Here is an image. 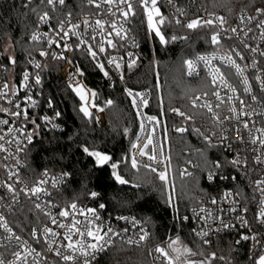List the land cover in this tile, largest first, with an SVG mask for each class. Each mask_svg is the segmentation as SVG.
Returning a JSON list of instances; mask_svg holds the SVG:
<instances>
[{"label": "trees", "instance_id": "16d2710c", "mask_svg": "<svg viewBox=\"0 0 264 264\" xmlns=\"http://www.w3.org/2000/svg\"><path fill=\"white\" fill-rule=\"evenodd\" d=\"M262 7L264 0H196L190 7V13L194 15L207 10L234 21L239 12L252 13ZM89 11L91 9L81 0H66L65 5L55 7L44 0H32L30 4L28 0H1L0 61L6 62L11 75L19 82L45 47L31 40L39 16L47 12L54 25L58 26L69 13L79 15ZM133 11L136 15L130 16V28L141 43L142 52L131 67L126 65L122 68V81L117 80L113 89L105 82L106 70H99L82 50L74 48L72 51L73 65L83 70L85 84L96 91L94 104L99 106L112 101L108 106V123L104 110L91 108L92 119L101 127L107 124L105 128L92 125L80 111L82 100L60 74L64 64V58H58L63 57L61 52L55 56L52 54L40 70L41 84L37 85L35 95L41 107L51 105L59 109L61 129L48 128L38 116L35 118V124H31L32 142L25 156L26 178L33 182L43 171L51 174L66 172L69 179L56 192V200L63 206L76 203L90 207L104 203L111 214L130 213L137 216L149 227L154 244L167 245L179 237L180 244L191 248L197 253L195 256L202 260L211 259V253H216L211 264H254L261 250L253 248L249 242L237 243V236L224 234L205 244L192 236L189 222L183 219L200 195H217L225 189H233L244 200H255L250 178L240 175L235 182L229 178L209 183L204 176L205 172L216 168V164L227 173L234 171V167L228 153L209 145L199 130L202 121L206 124L210 122L202 109L191 106V100L199 93L210 92L212 87L204 71L198 78L188 77L185 62L199 54L219 51L222 42H211L212 35L216 33L211 26L188 29L176 24L162 7L165 18L158 27L168 40L167 44H162L148 28V17L142 3L138 2ZM173 36L175 40L171 39ZM8 48H11L10 54L7 53ZM12 58H15V64L11 63ZM85 84L77 83L75 88L82 85L87 95L85 102H90L93 91ZM125 87L134 92L146 90L150 93L146 112L159 122L174 176V182L169 187L150 169L138 167L137 170L131 166L130 148L140 128V119ZM174 108L194 117V122L184 124L172 111ZM177 125H185L186 131H175ZM84 148L107 154L112 160L99 167L95 157L89 156ZM188 160L197 165L196 173L192 177H182L180 168ZM113 162L119 165L117 171L128 181L127 184L116 181L112 174ZM92 192L98 195L92 197ZM169 195L172 196L171 203ZM250 214L254 216V202L250 206ZM41 219L36 207L29 202H24L10 216L12 227L26 236ZM92 264L155 263L147 248L114 242Z\"/></svg>", "mask_w": 264, "mask_h": 264}, {"label": "built area", "instance_id": "2783aa9c", "mask_svg": "<svg viewBox=\"0 0 264 264\" xmlns=\"http://www.w3.org/2000/svg\"><path fill=\"white\" fill-rule=\"evenodd\" d=\"M44 1L47 2V0ZM195 1L196 0H184V2L182 0H157V7L160 9L164 18L165 15L162 11V7L167 10L175 23L179 20L180 23L178 25L184 27H186V24L192 19L198 17L215 20V16H222L207 10H201L194 15L191 14L190 7L194 5ZM81 2L89 7L91 11L79 15L71 14L70 17L68 15L62 20L64 22L65 31L71 29L67 37H64L63 32H60L59 25H54L52 18L47 23L39 19L37 29L33 33L39 34L41 38L39 41L34 42L43 44L45 47L42 51L48 52V55L46 57L40 55L37 59H34L31 62L30 69L25 71L29 73L28 87H24L25 81L23 75L20 81L16 82L11 72L8 70L6 62L0 61V93H6V95H0V108L9 109L8 112H0V120L9 121L6 125L0 124V136L4 137V140H0V144L6 149V151H0V216L7 221L12 232L21 238L20 242H17L14 238L11 240L7 239L11 233L6 232L3 227H0V245H4L0 247V258L5 261V264L15 259L13 252L22 251L25 246L34 248L36 253H40L39 256L33 253L35 260H33V256L28 257L27 264H37V262L38 264H63L64 262H70L64 261L62 257L57 256L55 253V249L59 248L62 253L70 254L66 248L60 247L61 244H67V241L63 239V235L67 229L59 228L58 224H69L73 216L75 219L82 222L85 220L83 216L77 213H73L72 216L68 218L59 215L61 211L68 207L61 205L56 200V192H58L69 179V175L66 172L51 174L47 171H43L33 182H30L26 178L25 156L30 144L27 136L31 134L33 137V130L31 127L32 121L38 116L48 128L53 130L61 129L59 123V109L49 105L46 107L40 106L38 98L35 95L37 87L35 77L37 75L40 76V70L46 65L53 53L57 54L61 52L64 58V64L60 70L62 78L68 81L73 90L77 83L83 82L85 84L83 70L80 67H75L71 60L72 51L76 48L82 50L99 70L101 69L98 65H104V70L108 72V76H105V82L110 89H113L117 80L122 81V68L126 65L129 66L132 60L136 62L142 52L141 43L130 28L131 14L127 18L123 16V11H127L126 3L121 4L119 0H115L111 5L108 3H101V0H95L94 3H89L88 0H81ZM138 2L141 3V0H131L133 8ZM97 4H100V7H97ZM56 6L61 5L57 3ZM210 13H214L215 15H210ZM241 15L245 17L252 16L254 19L251 22L245 20L241 23L239 19ZM257 15L256 10L252 13L249 11H241L234 21L226 17V23L223 25H220L219 21H216L211 27L215 29L216 33H219L220 42H222L220 50L199 54L187 59L193 60L196 65L191 75H189L188 66L185 62V71L188 77L198 78L201 72L204 71L212 87L210 92L199 93L191 100V106L194 107L192 101L196 100V106L194 108L202 109L210 122V124H206L202 121V124L199 126V130L203 133L204 140L211 146L224 149L229 155L230 162L237 158L242 161L239 165H233L234 171L230 173L220 170L216 164V168L205 172L204 176L206 181L214 183L216 180L222 181L230 178L235 182L240 175H243V177L250 178L252 181V190L255 195V200L246 201L233 189H225L217 195H200L186 216L188 217L186 221L190 224V233L192 236L201 242H204V240L212 241L216 236L232 234L237 236V240H240V242H249L253 248L262 251L264 250V225L259 222V212L260 209L264 207V192L260 191L261 188H264V185H258L257 181L264 180V147H261L259 140H257L256 144L251 143V138L261 136V133L258 132L257 129L264 128V90L261 89V81H264V55H261V52H264V38H261V31H264V29L259 26V21L264 20V16H260L259 19H256ZM154 18L159 19V17ZM98 19L105 22L103 29L96 25L95 21ZM85 20L88 21V24L84 23ZM113 23L121 30L122 36L126 33V38L122 39L115 34V30L111 27ZM72 25H78L79 27L72 29ZM232 28H236L237 32H231ZM249 29L251 30L249 31ZM73 32L79 33V35H74ZM44 33H48V36H44ZM109 33H111V35H109ZM245 33H247V35H245ZM93 37L95 38L93 39ZM49 38L55 39L58 43H54L49 47ZM109 40L113 42L115 47L108 43ZM81 41H86V43H81ZM89 45H91L92 50L96 52L95 59H93L88 52ZM101 46L105 51H100ZM252 49H256V51ZM129 53L133 55L130 57L128 55ZM199 56L208 57L210 62L206 63L205 61L198 60L197 58ZM225 57H231L232 60L244 69L243 76L237 75L235 67L232 66ZM241 57H243V59H241ZM112 58H116V61L120 63L121 67L119 69L116 68L115 64L108 63ZM36 63H39L41 67L36 68ZM213 69H219V71L224 74L228 83L236 89L235 93L229 88L221 86L219 78H217L215 84L212 83ZM244 77H247V84L244 83ZM257 77H260V79L258 80ZM5 84L8 85L7 88L4 87ZM246 87H250L251 91L245 92L244 89ZM88 88L96 93V91L90 87ZM125 90L128 94L129 89L125 87ZM217 91L220 93L221 99H217L214 94ZM132 92L133 94H143L149 101L150 93L148 91ZM28 96H31V101L27 99ZM252 96H255L256 100H253ZM129 97L131 100L133 99V97ZM197 97H199V99H197ZM230 97L231 99H229ZM236 97H239V99ZM239 100L245 102L244 106L240 105ZM9 101H11V103H9ZM32 101L36 102L35 106H32ZM84 103L85 101H82V105ZM206 103L212 106V112H209L206 107H201V105ZM16 104L20 105L19 109L15 107ZM105 104L107 107L109 106L108 103ZM217 105H219V107H217ZM233 106L236 107L237 113H240L242 108L243 112L251 113V115H239V118H237V113L230 111ZM24 109H27L28 112L27 119H25L23 115ZM135 109L137 113H139L140 128L131 144L130 160L135 157L138 161V167H144L143 165L147 163L155 167L158 172L164 171L167 165V185L169 187L173 184L174 176L170 158L163 143L160 126L159 123H157L158 119L156 118V121L152 122L148 121L147 118L153 116L146 112V106L141 104L139 97H137V106H135ZM15 111H21V116L16 117L11 115V113ZM180 111L184 112L182 110ZM57 113H59L58 116L56 115ZM174 114L176 113L174 112ZM185 114V116L176 115L184 124L194 122V117L187 119V116L190 115L187 113ZM44 117H48L50 122L45 121ZM141 121L144 123L143 131L141 130ZM245 122L248 123L247 129L243 126ZM94 125L99 128H105L107 126L106 124L101 127L96 120ZM181 127L186 128L185 125H177L174 127V130L176 131L177 128ZM10 128L13 129L12 132H9ZM153 129H155V132L152 131ZM149 137H151L153 143L144 150L151 155L152 149L155 146L157 159L161 161L160 163L149 161L147 156H141L139 154ZM223 137H227V139H223ZM241 137H243V140H241ZM9 141H11V143H9ZM134 144H139L140 147L133 148ZM161 145L163 146L162 154ZM257 157L260 158V162H257ZM196 169L197 165L191 160H188L186 164L181 166L180 174L182 177H192L195 175ZM10 171L15 173L11 178L9 177ZM45 173H47V175H45ZM210 174L213 177L212 179L208 178ZM40 180H44L46 183L39 185L38 182ZM9 184L12 185L15 190L14 192L8 190L7 185ZM37 186L42 187L45 191L33 194L30 189ZM225 193H231V196L226 197ZM213 200H215L216 203H212ZM24 202H29L34 207L39 204L40 207H36V209L42 218L38 224L31 227L28 236L19 234L12 227L10 222V216ZM253 202L254 216L252 217L250 214V206ZM101 204L104 205L103 208L99 207ZM77 208H83L85 210L88 208L96 209L100 217L96 223L104 225L105 231L107 227H111L114 233H119V235L109 233L112 243L105 244V250L97 253L92 262L99 259L114 242L147 248L155 264H168L167 259L155 251L157 246L165 247L173 258L177 255L172 249L167 247L169 243L167 245L152 243L149 227L133 214H111L104 203L90 207L77 205ZM233 208L235 211H230V209ZM245 208H247V212L243 211ZM201 209H203V211H201ZM49 213L56 218L57 224L52 223L48 215ZM209 213L211 214L210 216ZM119 217H127L128 219H119ZM204 217H208V219L205 220L203 219ZM218 217L223 219L224 224L235 225V227L224 228ZM241 217L248 221L247 226H242L241 220L239 219ZM89 218H91V214H89ZM44 227L52 228L53 231L60 234L57 237H51V235L48 234L49 239H54L56 241V243L52 245V251L48 250V244L44 240ZM79 227L81 230H84L85 224L81 223ZM125 229H127V231H124ZM217 229H219V231H217ZM34 230L37 233L39 242H37V238H34L32 235ZM143 231L149 233L147 240L140 241L139 244L128 243V240L139 241ZM197 232H207L208 235L201 237L196 235ZM254 234L257 236L256 241L251 239L244 241L241 239L242 235L252 236ZM77 239H79L78 236H73L74 241ZM85 239L89 243L94 242L89 237H85ZM257 241H259V243ZM175 247L183 249L182 244L176 245ZM79 259L80 258H78V260ZM186 261H195L198 264L202 259L191 255H181L179 259L176 260V264H186Z\"/></svg>", "mask_w": 264, "mask_h": 264}, {"label": "snow or ice", "instance_id": "6c2138e0", "mask_svg": "<svg viewBox=\"0 0 264 264\" xmlns=\"http://www.w3.org/2000/svg\"><path fill=\"white\" fill-rule=\"evenodd\" d=\"M31 2H32V0H28L29 4ZM88 2L89 3H94L95 0H88ZM114 2H115V0H101V3H108L110 5L113 4ZM57 3L59 5H65L66 0H47V4H49V5L53 6V7H55ZM119 3H121V4L126 3L127 4V11H123V16L125 18H127L130 14L132 16L136 15L135 11H133V5L131 3V0H119ZM141 3L143 5V7H144V10L147 13L149 30L154 32L155 35L157 37H159L160 42L162 44H167L168 40L165 38V36L162 34L160 28L158 27V25H162L164 23V17L162 16V14L160 12V9L157 7V0H141ZM96 6L100 7V4H97ZM25 7H27V4H25ZM32 10L35 11V9H32ZM178 11H179V9H178ZM256 12L258 14L256 19H259L260 16H264V8H257ZM68 15L70 17L71 13H69ZM210 15L214 16L215 14L214 13H210ZM154 17H159V19L156 20V19H154ZM39 19L41 21L47 23L51 19V17L49 16V14L47 12H44L42 15L39 16ZM239 19H240L241 23H243L245 20L251 22L254 19V17H252V16L245 17L244 15H241L239 17ZM216 21H219L220 25H223V24L226 23V19L223 16H215V20H213V19H203V18L198 17V18L192 19L190 22H188L186 24V27L188 29L195 30V29L203 27V26H213ZM84 23L88 24V21L85 20ZM95 23H96L97 26H99V28H101V29L104 28V25H105L104 21L98 19V20L95 21ZM176 23L179 24L180 21L177 20ZM259 26L262 29H264V20H260L259 21ZM77 27H79V26L78 25H72V29H75ZM111 27H112L113 30H115V34L117 36H120L122 39L126 38V33H125L124 36H122L121 35V30L117 28L115 23H113L111 25ZM59 29H60V32H63V36L64 37H67L69 35V31H71V29H69V31H65L64 22L63 21H61L59 23ZM250 30L251 29H249V31ZM231 32L236 33L237 29L236 28H232ZM73 34L77 35V36L79 35V33H76V32H73ZM109 35H111V33H109ZM245 35H247V33H245ZM44 36L47 37L48 33H44ZM40 38H41L40 35L37 34V33H33L32 36H31V39L33 41H39ZM94 38L95 37H93V39ZM184 38L186 39L187 37H184ZM261 38H264V31H261ZM171 39L175 40L176 37L173 36ZM211 42L213 44H219L220 38H219V33L218 32L216 34L212 35ZM48 43H49V47H51L52 44L58 43V42L55 39L49 38ZM81 43H86V41H81ZM108 43L110 45H112L113 47H115V45L113 44V42L111 40H109ZM252 50L256 51V49H252ZM100 51L103 52V51H105V49L101 46L100 47ZM88 52L92 56L93 59L96 58V52L92 50V46L91 45L88 46ZM40 55L46 57L48 55V52L41 51ZM53 55L55 56V53H53ZM128 55L131 57L133 54L129 53ZM261 55H264V52H261ZM58 58L62 59L63 57H58ZM197 59L201 60V61H205L206 63L210 62L209 58L205 57V56H199ZM225 59L228 60L229 63L232 66L235 67L237 75L243 76L244 69L239 64H237L234 60H232L231 57H225ZM241 59H243V57H241ZM11 63L12 64L16 63L15 58L11 59ZM108 63L109 64H115L117 69H119L121 67L120 63H118L116 61V58L110 59L108 61ZM134 63H135V60H132L131 63L129 64V67H131L132 64H134ZM186 64L188 66L189 75H191L193 73V71L195 70V67H196L195 62L193 60H187ZM35 67L36 68H40L41 65L39 63H36ZM98 67L102 71L104 70V65L103 64H99ZM81 75H82V73H81ZM104 75L108 76V72L104 71ZM23 78H24V81H25L24 87H28L29 73L25 72L23 74ZM122 78L123 77L121 76V79ZM217 78H219L221 86L229 88L233 93L236 92V89L231 84L228 83L227 79L224 77V74L221 73L219 71V69H213V71H212V83L213 84H215L217 82ZM257 79L259 80L260 77H257ZM35 83L37 85L41 84V78H40L39 75H37L35 77ZM244 83L245 84L248 83L247 77H244ZM4 87L7 88L8 85L5 84ZM261 89L264 90V81H261ZM74 91L77 93L78 96H80V99L82 101H86L87 100V95H86L82 85L76 87L74 89ZM244 91L245 92H250L251 89H250V87H246L244 89ZM214 94L216 95L217 99H221L220 93L218 91L215 92ZM0 95H6V93H0ZM128 95L133 97V99H132L133 106H137V97H139V100H140V102H141V104L143 106H147L148 100L145 98V96L143 94H140V93L133 94V92L131 90H128ZM91 96L94 98L96 96V93L95 92H91ZM236 98L239 99V97H236ZM27 99L29 101L32 100L31 96H28ZM197 99H199V97H197ZM229 99H231V97ZM252 99L256 100V97L252 96ZM9 103H11V101H9ZM35 103H36L35 101H32V106H35ZM107 103L110 105L112 103V101H108ZM192 103H193V106L195 107L196 106V100H193ZM239 103H240L241 106H244L245 102L243 100H239ZM49 106H51V105H49ZM92 106L95 107L96 105L93 103ZM15 107L17 109H19L20 105L16 104ZM201 107H206L209 112H212V110H213L212 106L210 104H207V103L201 105ZM217 107H219V105H217ZM100 110L103 111V109H100ZM8 111H9V109L0 108V112H8ZM80 111L83 112L85 116L91 117V113L89 112L87 107H81ZM172 111L175 112L179 116H185L186 115L184 112H181L180 109H178V108H174V109H172ZM230 111H232L233 113H237V109H236L235 106H233L230 109ZM11 115L16 116V117H20L21 116V111L12 112ZM23 115H24L25 119L28 118L27 109L23 110ZM56 115L58 116L59 113H57ZM214 115H215V113H214ZM239 115L247 116V115H251V113L243 112V110L241 108V112L237 113V118H239ZM191 118H192L191 116H187V119H191ZM147 119H148L149 122L156 121V117H148ZM217 119H218V117H217ZM44 120L50 122V119L48 117H44ZM8 123H9L8 120H0V124H5L6 125ZM32 123L35 124V120H33ZM157 123H159V122L157 121ZM243 126H244L245 129H247L248 128V123L245 122ZM38 127H39V125H37V128ZM143 129H144V123H143V121H141V130L143 131ZM12 131H13V129L10 128L9 132H12ZM125 131H127V130H125ZM152 131L155 132V129H153ZM176 131L184 132V131H186V129L181 127V128H177ZM257 131L261 133V136H257V137L251 138V143L252 144H256L257 140H259L261 147H264V138H261V137H264V128L257 129ZM27 139H28L29 143L32 142L31 134H29L27 136ZM223 139H227V137H223ZM0 140H4V137L0 136ZM241 140H243V137H241ZM9 143H11V141H9ZM152 143H153V141H152L151 137H149L147 139V143H145L143 145V147L141 148L139 154L141 156H147L149 161H154L156 163H160L161 161L157 159L156 147L155 146L152 149V154L151 155H149L144 150V149H147L148 146L151 145ZM137 147H140L139 144H134L133 145V148H137ZM160 147H161V154H162L163 146L161 145ZM18 150H20V149H18ZM0 151H6V149H4V146L2 144H0ZM84 151L86 153H88L89 156L95 157L96 163L98 165L108 164L109 161L112 160L111 156H109L107 154H104L102 152H99V151H89L88 148H84ZM165 159H167V158H165ZM257 162H260V158L259 157H257ZM230 163L235 166V165H239L240 163H242V161L237 158V159H233ZM131 166H132L133 169H137L138 170V161L135 159V157H133L132 160H131ZM143 166L145 168H149L152 172H156L158 177H159V179L161 181H164L167 184V165L165 166V170L164 171H159V172L151 164H147L146 163ZM219 166L220 165L217 164V167H219ZM111 167L113 169V173L112 174L115 177L116 181H118L120 184H127L128 181L125 180L119 174V172L117 171L119 165L117 163L113 162L111 164ZM12 175H15V173H12L10 171L9 172V177L11 178ZM45 175H47V173H45ZM208 178L212 179L213 177L210 174ZM44 183H46V181H44V180H40L38 182L39 185H43ZM257 184L258 185H264V180L257 181ZM7 188H8V190L10 192H14L15 191L11 184L7 185ZM30 191L33 194H36V193H40L42 191H45V189H43L40 186H37V187H34V188L30 189ZM260 191L264 192V188H261ZM90 195L92 197H96L98 195V193L92 192V193H90ZM225 196L226 197L231 196V193H225ZM168 201H169V203H171V201H172V196L171 195L168 196ZM212 203H216V201L213 200ZM36 207L39 208L40 205L37 204ZM99 207L103 208L104 205L101 204ZM193 211H195V210H193ZM201 211H203V209H201ZM230 211H235V209L234 208L230 209ZM243 211L247 212V208L243 209ZM73 213H77L78 215L83 216L85 218V220L82 222L80 220L75 219V217L73 216V218L71 219L69 224H65V223H59L58 224L59 228H66L67 229V231L63 235V239L65 241H67V244L66 245L65 244H61L60 247L66 248L69 251L70 254L62 253L59 248L55 249V253H56L57 256L62 257V259L64 261H70L71 264H92V260L95 258L96 254L105 250V244H111L112 243V240H111V237L109 236V233H114V230L111 227H107V230L105 231L104 225L96 223V221H98L100 219L96 209H94V208H88L86 210L83 209V208L78 209L76 203L70 204L63 211H61L59 213V215L62 216V217L68 218L69 216H72ZM89 214H91V218H89ZM48 215L50 216V218L52 220V223L53 224H57L56 218L51 216L50 213ZM210 215L211 214L209 213V216ZM119 219L127 220L128 218L127 217H119ZM183 219L187 220L188 217L185 216V217H183ZM203 219L207 220L208 217H204ZM218 219H220L221 224H223L224 228H234L235 227V225L224 224L223 223V219L220 218V217H218ZM239 219L241 220L242 226H247V224H248L247 220L243 219L242 217L239 218ZM259 222L262 225H264V207H262L260 209ZM81 223L85 224L84 230H81V228L79 227V225ZM0 227H3V229L6 232L11 233V235L9 237H7V239L11 240V239L14 238L17 242L21 241V238L19 236H17L14 232H12V229L9 228V226L7 224V221L2 216H0ZM124 231H127V229H125ZM217 231H219V229H217ZM43 232L45 234L44 235V240L48 244V250L52 251L53 250L52 245L55 244L56 241L54 239H49V235L48 234H50L51 237H57L60 234L55 232V231H53V229L49 228V227H44ZM32 235H33L34 238H37V233L35 232V230L33 231ZM114 235H119V233H114ZM196 235L203 237V236H207L208 233L207 232H197ZM73 236H78L79 239L74 241L73 240ZM85 237L91 238V240L94 241V242H91V243L87 242ZM148 237H149V233L147 231H143V234L140 236L139 241L128 240V243H130V244L131 243L139 244L140 241L147 240ZM241 239L244 240V241H247V240H250V239L253 240V241H256L257 240V236L255 234L252 235V236L242 235ZM37 242H39L38 238H37ZM257 242L259 243V241H257ZM204 243L205 244H210L211 241L204 240ZM237 243H240V240H238ZM179 244H180L179 237H176L175 239H172L171 243H169L167 245L168 248L172 249V251L177 254L175 258H173L169 254V252L166 250L165 247L157 246L155 251L160 253L163 257H165L167 259V261H168V264H176V260H178L181 255H191V256L197 255V253L194 252L191 248L183 247V249H181L180 247H175L176 245H179ZM3 246L4 245H0V247H3ZM33 253H36V250L34 248H29V247L25 246L22 251L13 252V256L15 257V259L12 260V261H8V264H27L28 257L33 256ZM39 255H40V253H36V256H39ZM78 258H80V259L78 260ZM215 258H216V253L213 252V253H211V259H206V260L199 261L198 264H211V260L215 259ZM220 259L223 260L224 257L221 256ZM33 260H35L34 256H33ZM0 264H5V261L2 258H0ZM37 264H38V262H37ZM186 264H197V262H195V261H186ZM254 264H264V250H262L261 253L258 254V258L255 260Z\"/></svg>", "mask_w": 264, "mask_h": 264}, {"label": "rangeland", "instance_id": "374dc122", "mask_svg": "<svg viewBox=\"0 0 264 264\" xmlns=\"http://www.w3.org/2000/svg\"><path fill=\"white\" fill-rule=\"evenodd\" d=\"M156 20H158V18H154ZM7 53L10 54L11 53V48H8L7 49ZM95 98V97H94ZM94 98L91 97V101L90 102H85L81 107H87L89 112L92 114V109H103L105 112H106V115H107V123H108V107L106 104H102V105H99V106H95L93 107L92 104H93V101H94ZM87 104V105H85ZM88 117V116H87ZM90 119V121L92 122V125L95 124V119H92V116L91 117H88ZM95 126V125H94ZM173 180H174V177H173ZM174 182V181H173Z\"/></svg>", "mask_w": 264, "mask_h": 264}, {"label": "water", "instance_id": "95a60500", "mask_svg": "<svg viewBox=\"0 0 264 264\" xmlns=\"http://www.w3.org/2000/svg\"><path fill=\"white\" fill-rule=\"evenodd\" d=\"M98 165V164H97ZM99 167H102V166H104V165H98Z\"/></svg>", "mask_w": 264, "mask_h": 264}]
</instances>
